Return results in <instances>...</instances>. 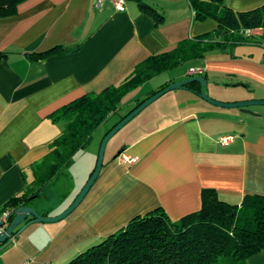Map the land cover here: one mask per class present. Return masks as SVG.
I'll list each match as a JSON object with an SVG mask.
<instances>
[{
  "label": "crops",
  "instance_id": "obj_1",
  "mask_svg": "<svg viewBox=\"0 0 264 264\" xmlns=\"http://www.w3.org/2000/svg\"><path fill=\"white\" fill-rule=\"evenodd\" d=\"M140 3L161 15L162 23ZM225 4L240 13L264 0ZM216 29L212 19L195 20L187 0H126L123 12L109 2L97 9L95 0H28L15 15L0 18V209L33 188V166L62 135L64 124L50 115L83 95L119 85L148 58ZM262 33L246 35L259 39ZM57 47L68 52L30 59ZM196 69L202 74L191 73ZM198 76L207 80L206 94L221 103L264 100V44L210 52L161 87ZM172 98L170 117L123 144L116 159H104L96 182L67 218L33 224L14 236L0 251L2 264H67L155 209L172 221L198 211L203 190L233 205L246 196L264 197V106L250 107L253 116L214 106L189 89ZM222 138L229 143L222 145ZM124 157L136 163L128 165ZM94 168L82 182L67 168L66 181L48 186L30 206L45 217L60 215ZM247 264H264V251Z\"/></svg>",
  "mask_w": 264,
  "mask_h": 264
},
{
  "label": "trees",
  "instance_id": "obj_2",
  "mask_svg": "<svg viewBox=\"0 0 264 264\" xmlns=\"http://www.w3.org/2000/svg\"><path fill=\"white\" fill-rule=\"evenodd\" d=\"M26 1L0 0V18L15 15ZM187 1L196 21L212 19L217 23V29L181 41L172 51L140 63L119 85L98 94L83 95L50 115L54 123L64 124L63 133L52 144L51 152L33 166V188L12 198L4 209L12 213L40 198L45 189L71 167L75 157L89 147L96 130L119 111L128 96L148 81L181 65L201 60L210 52H225L248 44L263 46L264 5L239 13L227 7L226 0ZM140 4L157 24L162 23L161 15ZM256 30L263 32L259 39L246 35ZM67 52L68 49L57 47L30 55V59L40 60ZM3 57L5 55L0 54V59ZM167 86H162L159 91ZM187 88L195 94L200 92L197 83L189 84ZM159 91L144 100H137L119 122ZM201 201L198 211L178 221H172L162 208L136 217L67 264H247L250 258L264 251L263 196H246L240 205H233L222 201L216 191L209 189L203 190Z\"/></svg>",
  "mask_w": 264,
  "mask_h": 264
},
{
  "label": "rangeland",
  "instance_id": "obj_3",
  "mask_svg": "<svg viewBox=\"0 0 264 264\" xmlns=\"http://www.w3.org/2000/svg\"><path fill=\"white\" fill-rule=\"evenodd\" d=\"M189 66L190 63L181 65L172 71L166 72L161 76L154 78L150 82L144 84L138 91L126 98L119 111L115 115L111 116L96 130L89 147L75 157L74 162L71 165V169L67 170L72 173L75 178H79L77 182H82V180L86 178V172L90 168V166H93V168L96 167L100 146L104 137L109 132V130H111L113 126L120 121L121 117L135 106L136 101L146 99L153 92L158 91L161 88L162 84L171 80L177 74L186 73L189 69ZM177 92H179V90H174L166 93L165 95L154 101L152 104H150L136 117H134L128 124H126L120 131H118L108 141L104 153V159L107 161L110 157L111 159L114 158L121 151L123 144L130 143L142 134L156 128L159 124L164 122L166 118L170 117L169 115L171 106L174 104V102H176V100H174L172 96ZM61 178L62 181H66V172L59 179ZM73 197H71V199ZM72 203L69 205V207L72 205ZM69 207H67V209ZM19 229L20 228H18L17 230ZM25 233H27V231ZM3 261L4 260H0V264H2Z\"/></svg>",
  "mask_w": 264,
  "mask_h": 264
},
{
  "label": "water",
  "instance_id": "obj_4",
  "mask_svg": "<svg viewBox=\"0 0 264 264\" xmlns=\"http://www.w3.org/2000/svg\"><path fill=\"white\" fill-rule=\"evenodd\" d=\"M192 83H197L200 86L199 96L201 99L205 100L206 102L221 108H238L241 112L247 113L249 115H255L251 110L250 107L253 106H264V100H250V101H239L235 103H221L210 98L206 92L205 87L207 86V80L202 77H193L188 78L186 80H182L179 82L172 83L156 93L155 95L148 98L143 104H141L137 109H135L132 113H130L125 119L119 122L103 139L102 144L100 146L99 155L97 159V164L92 173L91 177L80 191L72 205L66 209L63 213L56 217H45L42 216L37 212V210L31 206H21L14 210L10 215V224L7 227L6 231L0 235V251L5 249L11 243V237L20 235L25 229L33 224L38 223H57L59 221L64 220L67 218L84 200V198L89 193L90 189L96 182L102 167L104 165V153L106 149V145L108 141L118 132L120 131L126 124H128L134 117H136L140 112H142L145 108H147L150 104L154 101L165 95L166 93L174 90H182L188 89L187 86ZM122 151H120L114 158L116 159L121 155ZM31 218V219H30ZM21 227L17 231V229Z\"/></svg>",
  "mask_w": 264,
  "mask_h": 264
},
{
  "label": "built area",
  "instance_id": "obj_5",
  "mask_svg": "<svg viewBox=\"0 0 264 264\" xmlns=\"http://www.w3.org/2000/svg\"><path fill=\"white\" fill-rule=\"evenodd\" d=\"M107 2H109L117 12H123L125 10L126 0H95V7L97 9L102 8ZM191 73L202 74V71L200 69H196V70H192ZM229 141L230 138H222L220 142L222 145H227ZM136 160L137 159L135 158L124 157V161L128 165H132L136 163ZM10 215L11 212L9 210H6L4 208L0 209V235L3 234L6 231L7 227L9 226ZM12 241H14V237H11V242Z\"/></svg>",
  "mask_w": 264,
  "mask_h": 264
}]
</instances>
